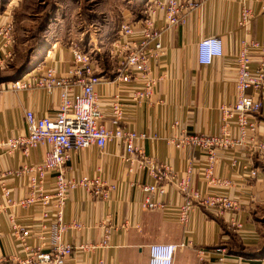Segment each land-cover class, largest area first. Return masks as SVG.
Masks as SVG:
<instances>
[{"label": "crops", "instance_id": "obj_1", "mask_svg": "<svg viewBox=\"0 0 264 264\" xmlns=\"http://www.w3.org/2000/svg\"><path fill=\"white\" fill-rule=\"evenodd\" d=\"M7 3L0 0V27L9 23L14 25L15 5ZM243 7H251L255 16L249 37L238 26ZM141 15L142 9L126 7L118 17L122 23L137 20ZM157 26L162 29L164 50L160 59L152 64V73L160 79L151 97L138 107L129 102L130 90L119 88L112 81L115 77L114 63H104L118 34L112 40L105 33L101 43H95L96 50L91 44L88 45L91 52L87 51V46L84 48L96 57L98 71L103 77L96 93L105 107V121L110 124L109 103L114 95L119 94L126 107L124 127L151 138L139 143L144 153L156 156L159 161L170 165L179 177L185 178L191 168L195 173L201 171L205 158L197 148H178L177 137L183 130L195 134L221 133L224 126L221 109L232 107L237 97L236 60L242 42L247 38L264 41V0H208L201 9L191 13L185 26L165 30L162 19ZM208 38L222 40L224 55L213 65L202 66L198 63L197 47L201 40ZM92 40L95 42L97 38ZM63 44L61 41L50 43L34 56L31 54L25 69L20 70L25 74L37 68L55 67L66 75L73 65V57L69 45ZM255 68L256 64L252 65V69ZM10 82L0 84V141L27 134L25 117L28 111L37 117L53 116L59 107L58 93L50 95L42 89L14 90ZM141 87L140 84L134 85L135 89ZM259 97L263 109L253 118L259 124L257 140L264 142V93ZM231 132L237 135L236 129L232 128ZM249 150L248 147H239L237 150L219 151L215 174L220 178L233 179L229 188L210 187L198 174L192 176L195 189L239 200L241 210L236 220L241 229L232 226L228 218H217L201 208L193 210L190 224L184 227L176 218L181 197L173 188L168 189L165 199L168 205L166 213L143 211L140 208L143 195L131 187L133 178L128 175L123 161L125 150L119 142L109 143L103 152L93 146L75 153L66 167L69 177L99 174L110 184L117 185V191L109 200L83 191L71 193L65 208V220L81 223L85 229L71 233L67 240L74 244L99 241L102 231L98 225L113 220L115 224L129 222L131 227L114 235L112 248L98 255L109 264H149L150 246L155 244H184L185 247L175 255V264H199L201 251L210 255L205 264H264V151L252 153ZM46 152L47 146L44 145L32 151L28 159L22 152L0 157L1 169L22 172L19 176L5 178L0 184V204L5 201L4 189L15 201L29 195L33 173L25 169L42 163ZM244 167L258 170V177L242 181L240 176ZM143 181H148L146 176ZM53 186L54 175L49 174L43 185L44 196L49 195ZM44 210L40 204L28 208L15 206L0 215V264H20L27 258L26 248L46 249L51 236L47 229L49 223L42 217ZM9 215L14 217L17 226L29 230L26 241L15 235ZM217 250L224 253H217ZM220 259H224V263H220ZM78 260L96 264L97 259L81 257Z\"/></svg>", "mask_w": 264, "mask_h": 264}, {"label": "built area", "instance_id": "obj_2", "mask_svg": "<svg viewBox=\"0 0 264 264\" xmlns=\"http://www.w3.org/2000/svg\"><path fill=\"white\" fill-rule=\"evenodd\" d=\"M208 0H143L142 15L137 20L122 22L117 39L112 43L110 56L115 66L114 79L117 87L129 89L128 99L134 107L149 99L158 86L159 79L153 76L152 64L163 53L162 29L157 26L159 20L165 23V30L185 26L194 11L201 9ZM251 7H243L238 26L250 36L254 20ZM14 25L0 27V72L8 71L16 60ZM73 65L66 75L55 67L37 68L10 82L14 90L42 89L46 93L59 95V107L53 116L37 117L32 111L26 113L27 134L0 141V157L22 152L29 158L32 151L47 146L42 163L26 168L32 172L29 182V195L17 201L11 199V193L4 189L5 201L0 204V215L8 208L19 206L28 208L40 204L50 240L46 249H28L27 258L20 264H85L78 259L95 257L96 264H109L99 254L112 248L111 239L120 231H127L129 222L115 224L113 220L98 225L102 231L99 241L74 244L67 240L71 233L85 229L81 223L66 222L65 208L73 192L83 191L102 200H109L117 191V185L110 184L99 174L95 176L69 177L66 167L75 153L86 151L95 146L102 152L109 143L119 142L124 150L123 161L127 165L128 175L133 178L131 187L139 190L143 198L140 208L148 212H167L166 197L168 189L173 188L181 197L177 220L187 227L190 215L196 208L204 209L220 219H229L232 226L241 229L237 223V214L241 210L239 200L228 195H210L197 190L192 185V176L198 174L210 187L229 188L233 179L220 178L215 174L216 164L221 150H237L248 147L252 153L264 151V142L257 140L258 122L253 118L260 114L263 102L259 97L264 93V41L246 39L242 42L236 64L237 97L232 107H222L224 123L220 134H195L183 130L178 135V148L194 147L201 151L205 161L201 171L191 168L185 178L154 155H146L139 143L151 139L148 135L124 127L125 103L116 94L110 100V124L105 120V107L96 93V87L103 82L95 59L83 52L76 43H69ZM224 47L220 38H208L200 41L197 47L198 63L211 66L223 57ZM256 61V63H255ZM256 68L252 69V65ZM140 84L141 88H134ZM132 85V87H131ZM252 91V93H250ZM176 126H179L176 123ZM236 129L237 135L231 132ZM231 129V130H230ZM22 174L18 171H5L0 167V184L7 177ZM54 175V186L48 196H44L43 185L47 175ZM258 170L244 167L240 179L244 182L258 177ZM146 176L148 181H143ZM15 235L26 241L30 232L14 223L9 215ZM139 228V227H137ZM1 236V232H0ZM185 245L155 244L150 246L149 264H175L177 251ZM217 253H224L217 250ZM210 255L201 251L199 264H205ZM224 263V259L219 260ZM113 264V263H112ZM230 264V263H226Z\"/></svg>", "mask_w": 264, "mask_h": 264}, {"label": "rangeland", "instance_id": "obj_3", "mask_svg": "<svg viewBox=\"0 0 264 264\" xmlns=\"http://www.w3.org/2000/svg\"><path fill=\"white\" fill-rule=\"evenodd\" d=\"M5 1L6 4L12 2V5H15L13 15L16 60L8 71L0 72V78H7L10 81L17 77L21 68L26 67L24 65L31 54L34 56L50 43L61 41L65 43L63 45H69L73 42L83 52H91L88 46L91 44L92 49L96 50L95 43H101L100 39L105 33L110 35L112 40L115 39L122 24L118 17L121 11L126 7L135 10L144 7L143 0ZM93 37L97 38V41L94 42ZM79 39H82V44L79 43ZM92 57L96 60L94 55ZM104 63L113 64L110 53L105 57Z\"/></svg>", "mask_w": 264, "mask_h": 264}, {"label": "trees", "instance_id": "obj_4", "mask_svg": "<svg viewBox=\"0 0 264 264\" xmlns=\"http://www.w3.org/2000/svg\"><path fill=\"white\" fill-rule=\"evenodd\" d=\"M27 63L28 62H26V64L24 65V66H27ZM25 69V68H24ZM23 75V72L22 71H20V73H18V75H17V77L15 78V79H18L19 77H21ZM14 79V80H15ZM7 81H10V80H8L7 78L6 79H2V78H0V84H2V83H4V82H7ZM12 81V80H11Z\"/></svg>", "mask_w": 264, "mask_h": 264}]
</instances>
